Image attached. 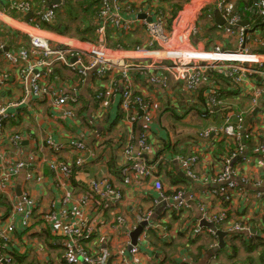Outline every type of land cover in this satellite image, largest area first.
<instances>
[{"label": "built area", "instance_id": "built-area-1", "mask_svg": "<svg viewBox=\"0 0 264 264\" xmlns=\"http://www.w3.org/2000/svg\"><path fill=\"white\" fill-rule=\"evenodd\" d=\"M4 1L7 5L6 12L0 11V15L8 16L7 11L27 14L31 8V4L25 0ZM162 1L101 0L95 28L98 40L94 44L75 40H69L70 43L61 42L39 34L25 33L14 27V31L28 36V41L17 42V45L13 46L5 42L0 44L1 59L17 73L23 91L20 102L0 106V140L5 145L19 149L22 140L21 135H5V125L9 121L16 122L17 118V112L12 113L11 109L24 106L28 101H32L49 105L62 119L74 120L76 109L81 104L77 90L78 83L83 84L86 80H91L95 84L92 86L94 98L100 108L107 105L110 95L118 96V107L123 121L130 129L139 121L143 125L136 144L133 132H131L123 147L125 164L119 171L120 185L116 186L106 179H93L88 187L77 196H72L70 191H63L72 176V170L66 162L57 158L66 146L53 140L52 137H46L44 140V147L51 154V158L43 161L44 163L38 162L34 153H30L26 160L13 164L6 162L0 155V195L8 197L11 202L8 220L0 226V264H14V252L9 249L8 245L15 238L16 219L20 224L18 227L28 228L34 222V214L39 208L27 188L22 189L18 197L14 195L12 199L10 198L13 181L23 169L25 170L24 184H41L43 180L41 165L45 164L47 170L54 175L55 187L63 191L58 201L40 216L53 238L51 245L62 250L63 264H82V261L85 264H106L102 260L94 259L86 250V244L92 239L96 230L95 227L87 224L84 216L85 210L90 206H95L97 212L117 207L123 202L124 188L131 186L137 180H150L159 199L165 201L174 214L190 210L188 200L191 197L186 198L181 190H176L172 195L166 196L163 182L156 175V170L147 165L142 158L151 150L148 133L154 109L141 93L135 91L132 74H137L148 86L162 90L169 89L170 81H174L181 85L180 92L187 96L188 105L194 102L195 94L202 90L204 91V109L202 110L204 114L202 113V116H212L218 111L222 112L219 125L210 126L199 133L201 139L208 140L215 135L229 139L231 153L221 171L210 179L205 174L197 172L199 155L178 156L175 159L183 174L191 182L208 185L209 188L213 187L212 194L219 197L224 204L228 205L232 201L233 194L239 190L240 185L249 184L247 178L237 177L230 163L233 161L244 163L247 159L245 151L250 144L253 145L254 155L264 161V137L260 139L254 133L255 129L252 125H246L245 122V116L255 108H259L260 100L264 96V37L256 40V46L261 52H252L247 46L246 28L239 25L243 19L235 11L234 2L215 0L214 11L219 13L225 21L224 25L216 24V26L224 35L236 38V48L233 51H222L219 46H215L211 51L201 50L202 52L197 53L188 47V37L187 39L182 35L175 37L177 39L170 37V34L173 35L175 32L185 31V34L191 35L197 33L194 12L182 15L183 8L167 29L166 12L163 8L155 7L153 4L154 2L162 3ZM59 5V3L52 4L50 0L49 7L39 14L40 21L53 23ZM248 13L254 17L264 18V0H256ZM140 14L145 15V18L138 19ZM129 15L130 18L127 17ZM147 18L151 21H147ZM207 18H211L210 13L207 14ZM0 22L6 23L1 18ZM23 24L33 29V32H47L34 24L33 18ZM139 29L147 39L144 47L135 50H123L117 47L108 50L103 42L109 30L114 32L115 37H124ZM173 45L177 46L172 50L169 47ZM5 47L8 49L7 52H4ZM146 54L150 56L147 57ZM153 54L160 56L153 57L151 56ZM223 54H233L244 59L213 58L214 55ZM193 55H200L199 58L203 56L205 59L202 60L205 61L200 59L197 61L195 60L197 57ZM59 68L77 77L78 82L74 84L71 82L72 85H70L65 79L58 80L54 71ZM216 73L223 75L224 79L236 90L251 77L259 79L258 87L249 92L250 106L248 109L239 111L231 105L223 104V99L218 94L220 89L213 77ZM6 75L5 72L0 71V87L6 86L10 81ZM100 86H103V89ZM71 148L81 153L85 145L77 142ZM75 164L76 166L82 165L83 158L76 156ZM253 186L257 190L255 197L262 199L264 192H259L258 189H264V179L255 182ZM197 206L199 224L190 231V236L197 237L203 233L215 234L214 230L208 228L205 230L200 222L217 224L225 219L224 214L211 217L205 205L200 202ZM149 216L141 219L147 222V226L138 236L136 244L130 245L128 252L124 249L116 252L115 256L122 264H143L139 257V246L152 228L148 220ZM122 221L120 218L117 219L118 224ZM255 226L258 228L264 226V215L260 214V219ZM249 230V227L241 223H236L231 228V231L235 233L248 234Z\"/></svg>", "mask_w": 264, "mask_h": 264}, {"label": "crops", "instance_id": "crops-1", "mask_svg": "<svg viewBox=\"0 0 264 264\" xmlns=\"http://www.w3.org/2000/svg\"><path fill=\"white\" fill-rule=\"evenodd\" d=\"M36 1L33 0L35 9L37 8ZM214 1L205 0L203 5L213 7ZM237 1L244 2L246 0ZM253 3L254 0H252ZM5 4L4 0H0V7L5 6L6 8ZM153 4L155 7L163 8V3L159 5L160 3L154 2ZM216 13H214V21ZM28 16L26 15L27 18ZM0 18L7 23L5 25L11 30L14 27L25 33L33 31L31 28L25 27L23 24L25 22L15 17L13 19L6 15H0ZM243 18L242 22H248L246 27L247 46L252 52L259 53L256 40L264 37V19L262 18L263 24H258L256 20L258 17H254L251 13ZM45 34L52 39L70 43L69 39L57 34L50 32ZM220 34L221 37L212 39L208 50L211 51L213 47L219 46L222 51H233L236 48V38L221 32ZM214 35H218V33L215 31ZM193 40L194 46L206 50L204 42H199L194 37ZM25 41L17 36L13 41L7 43L9 46H13L17 45V42ZM213 58L215 59V55ZM228 59L235 60L236 56L229 54ZM0 71L5 72L8 76L7 79H10L6 86L0 87V106L20 102L23 91L17 73L4 64L2 59L0 60ZM62 71L66 72L62 68L58 69V72ZM132 76L139 79L137 74H132ZM65 80L69 81L70 85H72L71 82L73 84L78 82V78L73 80L65 78ZM136 82L138 84H134L135 91L141 93L146 100L165 103L161 114H157L156 121L150 125L148 141L151 150L145 154L146 158L143 160L156 170V175L163 182L166 196L172 195L176 190H181L185 193L186 198L191 197L188 201H193L196 205L200 202L205 205L209 216L219 217L224 214L225 219L214 224L216 230L226 233L223 239L224 247L218 248V239L215 234L203 233L194 240L195 237L190 236V231L199 224L198 214L192 208L184 210L180 214H174L170 211L169 205L167 206L165 201L159 199L150 180H137L131 186L124 188L123 202L117 207L97 212L95 206H90L85 210L84 216L87 224L95 227L96 230L92 239L86 244L87 252L94 259L102 260L106 264H122L120 259L115 256L116 252L123 249L128 252L131 245V232L143 217L150 215L148 220L152 228L139 246V257L143 264H231L226 261V258L230 256L227 240L229 236L238 234L232 232L231 228L234 224L241 223L254 230L260 219V214L264 215V196L260 200L257 199L255 197L257 190L253 186L255 182L264 179V161L254 155L253 145L250 144L245 151L247 159L244 163L236 161L230 163L237 177L247 178L249 184L240 185L241 189L233 194L232 201L228 205H224L219 197L212 194L213 187L209 188L208 185L188 182L181 177L183 172L175 159L178 156L199 155L197 172L213 179L226 165L231 153L230 146L228 147L227 143L224 140L221 141L217 135L206 140L201 139L199 133L210 126L219 125L222 112L218 111L212 116L203 117L204 107L200 110L194 106L188 110L186 116L179 115L184 110L180 107L182 108L184 103L188 104L187 96L179 97L181 85L172 82V88L162 90L148 86L146 83H142L143 81L137 80ZM78 84L75 85H78L77 90L81 104L76 109V115L82 119V124H73L60 118L59 114L55 113L49 105L28 101L24 106L10 110L12 113L17 112L16 122L9 121L4 129L6 136L21 135L20 148H12L0 140V155L10 164L26 160L30 153L36 155L38 162L44 163L43 161L49 160L51 154L44 147L46 137H52L53 140L65 145L66 147L57 158L71 167L72 176L63 191H70L72 196L83 192L93 179H106L119 186V171L125 164L123 147L131 132H133L136 144V139L143 129L140 121L131 126V130L122 118L117 120L121 113L118 109V96L110 95L107 105L100 108L94 98L92 86L95 84L91 80ZM258 84L259 79L251 77L238 90L228 82L222 86H220L221 84L217 85L223 104L233 103L236 107L231 106L240 111L246 110L250 106V96L247 97L249 101L243 103L244 90L249 95L250 90L257 88ZM100 87L103 89V86ZM203 92L201 90L195 94L194 102L199 103L198 98L201 97L204 104ZM169 118L170 121H177L178 125L169 123ZM245 122L246 125H252L256 135L260 138L264 137V96L260 100L259 108H255L245 116ZM77 142H82L85 145V149L81 153L73 151L71 148ZM76 156L83 158L82 165L76 166ZM41 170L43 174L41 184H24L25 170L23 169L20 175L14 179L9 194L12 199L14 195L18 197L16 187L19 186L20 192L27 188L39 207L34 214V222L30 226V231L24 232L25 229L18 227L20 224L16 219L15 238L8 246L16 255L25 259L23 263L16 264H63L62 250L50 246L52 240L45 238L49 231L40 218L51 208L52 204L58 201L63 191L55 187L54 175L47 170L45 164L41 165ZM174 175L183 178L184 182L176 183ZM10 209V199L0 195V226L7 222ZM39 213L41 214L39 215ZM118 218L123 220L121 224L117 223ZM242 234L245 238L253 235L250 232Z\"/></svg>", "mask_w": 264, "mask_h": 264}, {"label": "trees", "instance_id": "trees-1", "mask_svg": "<svg viewBox=\"0 0 264 264\" xmlns=\"http://www.w3.org/2000/svg\"><path fill=\"white\" fill-rule=\"evenodd\" d=\"M25 1H28L31 4V8L27 14H22V13L17 14L14 11H7V15L13 19L15 17L16 19H19L22 22L27 21L28 18L26 17V15H31L32 18L34 19V24L38 25L41 30L53 34H57L63 37H68L71 31L74 30V35H71V37L74 36L76 39H78L81 42H90L88 41L89 40L88 37H95L94 33L96 28L95 26L96 16L99 11V5L101 0H80L79 3V6L81 7L80 13H77L76 15L71 14L72 6H73L72 3L74 0H61L58 9H56V16L53 23L41 22L39 19V14L47 7H49L50 0H46L44 2L43 0H37L36 9L34 8L33 0H25ZM188 2L189 0L162 1L163 3L162 7L163 10L166 12V16H167L166 18L167 29L170 28L174 18L178 15L179 12L183 10L184 5L187 4ZM251 5H252V0H246L244 2L237 1L235 5V11L241 16L242 19H244L243 17L248 14L246 13L245 9L246 8L250 9ZM4 9L5 6L0 7V11L3 12ZM208 13L211 14V18H207ZM214 13H215L214 7L204 6L200 9L199 14L197 16V21L199 23H197V33L194 35V38L199 42L202 41L205 43V47H206L205 51H208V45L211 43L212 39L221 37L220 34L221 31L217 28L216 23L214 21ZM256 20L258 24H263L262 18H256ZM74 23H77L76 27ZM215 31L218 33V35H214ZM140 33L144 35L143 32L139 29L130 35L124 37H114V38L110 37L111 39L110 38L109 39L115 41L113 48L121 47L123 50H135L139 48L140 42L138 40H134L133 37L135 38V36H137ZM17 36L20 37L22 40L28 41V36L20 32L13 31L8 26L0 22V40L4 39V41L7 43L13 41L14 38H17ZM54 72L56 73V77H58V80H62L61 73L63 71L60 73L58 72V69H56ZM213 77L215 78L216 84H219L217 80L221 82H223L224 80L223 75L221 76L218 74L217 75L214 74ZM224 81L226 84L227 81L226 80ZM219 92L218 94L220 96ZM198 101L199 103H202V107H204L201 97L198 98ZM189 105H192L193 107L195 106L193 103ZM121 118H123L122 114L119 113L117 120L118 119L121 120ZM174 176L176 178V183L184 182L183 178L176 177V175ZM239 189H241V186H239ZM224 205L227 204L225 203ZM254 230L256 234L251 235L247 238H245L242 233L233 234L228 237L227 248L230 250V256L228 257L226 256L227 257L226 261H228L231 264H264V226H262L261 228L255 226ZM28 231H30V227L25 228L24 230V232H28ZM47 235L45 236V238L49 240L53 239L50 233H47ZM195 239H198V237H195L194 240ZM50 246L55 249H58L57 246H52L51 244ZM13 259H14V264L23 263V261L25 260L24 258L19 257L15 253H13Z\"/></svg>", "mask_w": 264, "mask_h": 264}, {"label": "rangeland", "instance_id": "rangeland-1", "mask_svg": "<svg viewBox=\"0 0 264 264\" xmlns=\"http://www.w3.org/2000/svg\"><path fill=\"white\" fill-rule=\"evenodd\" d=\"M204 1L205 0H189V2L187 3V4H185L184 5V12L182 13V15L183 14H186V13H188L189 11H194V15H195V24H196V26H197V23H199L198 21H197V16H198V14H199V11H200V9L202 8V7H204V6H206V5H203L204 4ZM234 2V7H235V5H236V3H237V0H235V1H233ZM79 3H80V0H74L73 1V6H72V15H76L77 13H80V9H81V7L79 6ZM159 5H161V3L159 4ZM203 5V6H202ZM7 6V5H6ZM245 9V8H244ZM243 9V10H244ZM197 10H198V12H197ZM248 10L249 9H245V11H246V13H248ZM4 11H6V8L4 9ZM193 13V12H192ZM185 17V16H184ZM187 18H188V16H187ZM264 19V18H263ZM96 20H97V16H96ZM29 20L27 19V21L26 22H28ZM74 25H75V27L77 26V23H74ZM95 26H96V23H95ZM13 29V28H12ZM30 33H32V34H39V35H41V36H43V37H48V38H50L48 35H46L45 33H40L39 31H37V32H30ZM141 34V33H140ZM140 34H138L137 36H135V38L133 37V39L134 40H138L140 43H139V47H144L145 46V44H146V41H147V39H146V37L144 36V35H140ZM71 35H74V30H72L71 31V33H70V35L68 36V37H65V38H67V39H69V40H75V41H78V42H80L78 39H76L74 36H72L71 37ZM94 35H95V37H88V41H90V42H84V43H92V44H94V43H97V36H96V34L94 33ZM180 35H182L183 37L185 36L186 37V39H187V37H188V40H187V45H188V47H190L191 48V50H194V51H196L197 53H200V52H202L201 51V49H198L196 46H194L193 45V37H194V35H191V34H185V31H182V32H175L173 35H172V33L170 34V37H174V39H177V38H175V37H179ZM110 37H115V34H114V32L112 31V30H109L108 31V33H107V35H106V38L104 39V43H105V46H106V48L108 49V50H112L113 49V46H114V40H110L111 38ZM117 37V36H116ZM110 38V39H109ZM52 39V38H51ZM0 44H4V41H2V40H0ZM72 45H74L73 43H72ZM176 46L177 45H173V46H171V47H169L170 49H175L176 48ZM183 50V49H182ZM184 51V50H183ZM201 55V54H200ZM200 55H193V56H195V57H197L195 60H197V61H200V60H202V59H205L203 56H201V58H199L200 57ZM146 56L147 57H149L150 55L149 54H146ZM151 56H153V57H159L160 55L159 54H153V55H151ZM183 56V55H182ZM1 56H0V60H1ZM188 58H191V57H188ZM200 59V60H199ZM202 61H205V60H202ZM218 75H220V74H218ZM61 77H62V79H65V78H70L71 80H73V79H75L76 77L74 76V75H72V74H68V73H66V72H62L61 73ZM133 78V82H134V84L136 85V84H138L136 81L138 80L139 82H142L143 80H141L140 78V80L139 79H137L136 77H132ZM215 79V78H214ZM224 80H226V79H224ZM223 80V82H221V81H218L217 80V82L219 83L218 85H220V86H222V85H224L225 84V81ZM174 83V81H170V87L172 88V86H171V83ZM142 83H146L145 81H143ZM175 84V83H174ZM200 95V94H199ZM181 96H184L183 94H182V92H179V97L181 98ZM246 96V97H245ZM185 97V96H184ZM244 97H245V99H244ZM247 97H249V95H248V93H247V91H245L244 90V95H243V97H242V100H243V103H247V101H249V100H247ZM152 105H153V109H154V115H153V118H152V122H155L156 121V118H157V114H161V112H162V110H163V108H164V106H165V103H163V102H160L159 103V101L157 102V103H155V102H153V101H149ZM230 102V101H229ZM195 106H196V109H200V110H202V103H198V102H192ZM168 104V103H167ZM228 104H230V105H233V106H235L233 103H228ZM184 106H182V108L180 107V109H184L183 110V113H181V114H179V115H184V116H186L187 114H188V110H190V109H192V108H194L192 105H188V104H186V103H184L183 104ZM236 107V106H235ZM238 107V106H237ZM174 110V109H173ZM175 111V110H174ZM185 112V113H184ZM174 114H177V112H174ZM183 116V117H184ZM182 119V118H181ZM70 123H77V124H82L83 122H82V119L81 118H79V116H77L76 114H75V118H74V120H68ZM66 122V121H65ZM172 123L173 125H178V123H176L177 121H174V120H171L170 121V118H169V123ZM171 127H173V126H171ZM181 129V128H180ZM179 130V129H178ZM220 137V139H221V141H225L226 143H227V145H228V147L230 146V142H229V139H227L226 137H224V136H219Z\"/></svg>", "mask_w": 264, "mask_h": 264}, {"label": "water", "instance_id": "water-1", "mask_svg": "<svg viewBox=\"0 0 264 264\" xmlns=\"http://www.w3.org/2000/svg\"><path fill=\"white\" fill-rule=\"evenodd\" d=\"M59 2H60V0H52V4H58ZM254 2H256V0H254ZM28 18L30 19L31 15H29ZM144 18H145V15H143V14L138 15V19L141 20V19H144ZM147 21H151V19L147 18ZM215 23L220 25V26L224 25V23H225L224 19L221 17V15L219 13H216V15H215ZM247 23H248L247 21H245V22L241 21V23L239 25L244 27V28H246L247 27ZM7 50H8L7 47H5L4 52H7ZM142 158L145 159L146 156L143 155ZM181 177H183L188 182H191L184 174H182ZM258 191L259 192H264V189H258ZM16 195H18V196L20 195L19 186L16 187ZM188 204L199 215V210L197 208V205L193 201H189ZM200 225L203 226V227H207L208 229L214 230L215 231V237H217V239H218V248L221 249V248L224 247V240L223 239L226 236V233H224L222 231H219V230H216V228H215L213 223H207L205 221H202V222H200ZM145 226H147V222L146 221H141L138 224V226L131 232V234H130L131 246L136 244V240H137L138 236L142 233L143 228ZM249 232L251 234H253V235L255 234V231L252 228L249 230ZM82 264H85V263H83V261H82Z\"/></svg>", "mask_w": 264, "mask_h": 264}, {"label": "bare ground", "instance_id": "bare-ground-1", "mask_svg": "<svg viewBox=\"0 0 264 264\" xmlns=\"http://www.w3.org/2000/svg\"><path fill=\"white\" fill-rule=\"evenodd\" d=\"M25 27H27V26L25 25ZM228 55H229V54L215 55V59H222V58H227V59H228ZM232 55H233V54H232ZM234 56H236V59H235V60H242V59H244V58L241 57V56H237V55H234ZM244 61H246V60H244Z\"/></svg>", "mask_w": 264, "mask_h": 264}]
</instances>
